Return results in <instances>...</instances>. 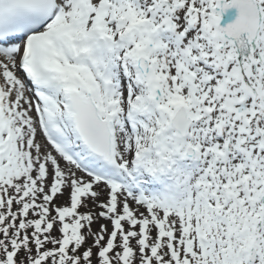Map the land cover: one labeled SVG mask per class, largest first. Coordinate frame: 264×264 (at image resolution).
Segmentation results:
<instances>
[{
	"label": "snow or ice",
	"instance_id": "1",
	"mask_svg": "<svg viewBox=\"0 0 264 264\" xmlns=\"http://www.w3.org/2000/svg\"><path fill=\"white\" fill-rule=\"evenodd\" d=\"M0 264H264V0H0Z\"/></svg>",
	"mask_w": 264,
	"mask_h": 264
}]
</instances>
